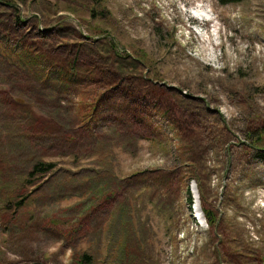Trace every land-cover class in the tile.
Segmentation results:
<instances>
[{"label": "rangeland", "instance_id": "obj_1", "mask_svg": "<svg viewBox=\"0 0 264 264\" xmlns=\"http://www.w3.org/2000/svg\"><path fill=\"white\" fill-rule=\"evenodd\" d=\"M4 1L20 11L23 30L58 37L57 44H93L110 32L128 53L146 50L153 69L143 63L150 70L145 74L154 70L161 78H151L154 82L196 99L193 108L188 101L181 105L193 113L188 124L200 128L192 131V139L206 131L193 143L199 160L195 163L205 167L208 205L219 211L224 224L215 232L210 229L197 183L189 178L194 164L186 161L179 134L159 117L163 144L143 139L130 151L116 149V177L92 178L98 168L85 157L80 166L70 164L78 146L60 133L76 120L72 100L63 95L55 101L35 75L27 76L12 84L11 96L23 89L31 109L62 119L61 127L38 144L23 137L18 123L23 106L11 109L2 96L7 88L0 85V155L7 162L0 167V208L36 160L56 161L57 171L29 187L38 188L41 196L27 210L14 212L16 202H9L12 210L0 217V264H75L74 249L99 251L110 264L121 255L127 227L133 248L125 264H259L257 256L264 252V144L249 153L243 144L250 141V127L264 124V0ZM95 7L106 8L109 21L101 18L105 14L93 18ZM0 12L12 13L7 7ZM213 16L219 37L201 29ZM101 19L117 27L110 24L104 30ZM203 107L215 114L208 115ZM67 174L73 178L66 180ZM119 184V194L101 199ZM187 185L194 197L192 208ZM225 238L239 245L240 255L234 251L227 256Z\"/></svg>", "mask_w": 264, "mask_h": 264}, {"label": "trees", "instance_id": "obj_2", "mask_svg": "<svg viewBox=\"0 0 264 264\" xmlns=\"http://www.w3.org/2000/svg\"><path fill=\"white\" fill-rule=\"evenodd\" d=\"M217 1L221 4H236L243 0ZM0 7H7L12 11L9 14L0 12V16L4 18H0V85H5L7 88L2 92V96L11 105V109L23 106V113L18 121L22 136L38 144L41 137L53 134L54 130L61 127L58 121L62 119L49 118L31 109L23 89L18 91L16 96H11L14 82L24 81L27 76L33 75L36 76L39 87L49 91V95H52L55 101L60 102L63 95L69 96L72 100V109L76 113L73 115L76 120L71 127L61 130L60 133L61 136L65 135L73 146H78V149L72 152L74 161L70 164L80 166L79 161L85 157L98 168L99 172L96 176L92 175V178L116 177L112 167L116 149L130 151L143 139L163 144L164 132L159 120L155 119L159 117L179 134L183 142L185 152L183 154L187 156L186 161L191 166L194 164V172L190 173L189 178L197 183L205 220L214 232L220 229L224 220L220 217L219 211L208 205V181L203 175L205 167L200 163L196 165L199 160L194 153V141L206 131L200 130L192 139L194 136L192 131L195 132L196 128L198 130L200 128L197 125H194L196 126L194 128L193 125L188 124V122L192 123L190 118L193 113L190 110L185 112L182 108L184 101L190 102L193 108V102L196 99L190 95H183L176 88L154 82L151 78L161 80L157 72L153 70V72L144 73L150 70L145 69L143 63L153 69L149 64L147 51L138 49V54L128 53L110 32L108 35L103 33L102 39H96L93 44L68 42V40L57 44L58 37L49 38L42 33L32 34L23 30L21 27L25 22L20 11H17L13 4L0 0ZM106 12H108L106 8L95 7L91 10V16L97 18L99 14H105L101 18L109 21ZM102 19L100 22H103ZM110 24H105L106 27L100 26L107 30ZM110 27L117 26L112 23ZM161 32L162 30H158L159 34ZM19 52H22V55ZM16 97H22L25 102ZM203 110L207 111L208 115L215 114L207 107H203ZM224 128H226L225 125L221 128L223 132ZM247 138L250 140L249 143L243 144V148L247 150L246 153L262 150L264 124L250 127ZM212 141L208 142L211 144ZM258 151L257 155H260L261 152ZM6 165L5 158L0 155V167ZM52 171H57L56 161L36 160L22 183L14 187L11 195L1 202L0 217H5V212L12 210L10 201L16 202L14 212L22 213L27 210L41 196L38 188L30 190L29 187H33L36 179L39 180L45 173ZM141 174H144V171L134 173L132 176ZM72 178L71 174L65 176L66 180ZM121 189L122 185L119 184L117 189L105 193L101 199L115 197ZM186 199L189 207L192 208L194 197L189 185L186 189ZM130 236L131 231L127 227L121 255L114 256L110 264L127 262L133 248ZM222 245L227 256L234 251L236 255H240L242 251L239 245H232L229 238H225ZM257 259L259 264H263L264 252H260ZM71 260L75 264H99V262L108 264L105 262L106 256H102L99 251L92 252L88 249H74Z\"/></svg>", "mask_w": 264, "mask_h": 264}]
</instances>
